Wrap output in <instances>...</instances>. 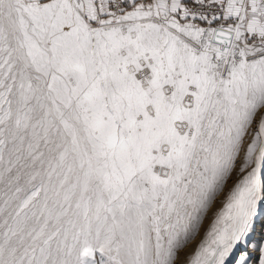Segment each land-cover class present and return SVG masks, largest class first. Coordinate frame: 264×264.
<instances>
[{
	"label": "snow or ice",
	"instance_id": "obj_1",
	"mask_svg": "<svg viewBox=\"0 0 264 264\" xmlns=\"http://www.w3.org/2000/svg\"><path fill=\"white\" fill-rule=\"evenodd\" d=\"M264 0H0V264H264Z\"/></svg>",
	"mask_w": 264,
	"mask_h": 264
},
{
	"label": "rangeland",
	"instance_id": "obj_2",
	"mask_svg": "<svg viewBox=\"0 0 264 264\" xmlns=\"http://www.w3.org/2000/svg\"><path fill=\"white\" fill-rule=\"evenodd\" d=\"M262 226H264V211L257 218L255 232L252 236L253 241H258L261 238Z\"/></svg>",
	"mask_w": 264,
	"mask_h": 264
},
{
	"label": "bare ground",
	"instance_id": "obj_3",
	"mask_svg": "<svg viewBox=\"0 0 264 264\" xmlns=\"http://www.w3.org/2000/svg\"><path fill=\"white\" fill-rule=\"evenodd\" d=\"M257 234V233H256Z\"/></svg>",
	"mask_w": 264,
	"mask_h": 264
}]
</instances>
